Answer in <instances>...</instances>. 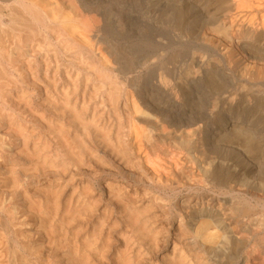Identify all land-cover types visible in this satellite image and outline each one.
I'll list each match as a JSON object with an SVG mask.
<instances>
[{
  "label": "bare ground",
  "instance_id": "1",
  "mask_svg": "<svg viewBox=\"0 0 264 264\" xmlns=\"http://www.w3.org/2000/svg\"><path fill=\"white\" fill-rule=\"evenodd\" d=\"M263 215L264 0H0V264H264Z\"/></svg>",
  "mask_w": 264,
  "mask_h": 264
},
{
  "label": "rangeland",
  "instance_id": "2",
  "mask_svg": "<svg viewBox=\"0 0 264 264\" xmlns=\"http://www.w3.org/2000/svg\"><path fill=\"white\" fill-rule=\"evenodd\" d=\"M263 216H264V215H263ZM263 216H262V217H263ZM263 252H264V251H263ZM261 255H262L261 257H264V253H262Z\"/></svg>",
  "mask_w": 264,
  "mask_h": 264
}]
</instances>
